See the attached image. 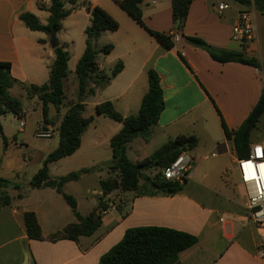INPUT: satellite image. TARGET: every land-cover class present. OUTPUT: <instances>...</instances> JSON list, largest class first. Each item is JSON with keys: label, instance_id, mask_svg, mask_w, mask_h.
<instances>
[{"label": "crops", "instance_id": "0c3cea01", "mask_svg": "<svg viewBox=\"0 0 264 264\" xmlns=\"http://www.w3.org/2000/svg\"><path fill=\"white\" fill-rule=\"evenodd\" d=\"M62 1L65 9L71 11L57 33L59 46L70 53L69 73L64 82L67 99L61 110L50 107L52 125L44 123L42 103L29 96L23 86H42L50 79L55 61L50 36L31 31L21 20L22 15L32 14L39 23L48 25L51 17L48 0H0V62L11 64L12 77L18 82L10 90L11 95L30 100L34 110L41 111L39 128L50 126L55 132L50 139L59 138L56 129L67 107L79 99L76 68L85 53V31L91 24L86 7H100L119 23V30L103 33L95 47L100 50L113 45L109 55L98 57L101 72L110 75L119 63L123 70L107 87L97 89L84 102L85 118L94 117V121L83 133L80 149L49 168L50 177L59 179L100 167L97 172L65 184L64 192L77 200V211L88 216L102 197L100 182L111 176L107 168L113 158L111 140L123 128L121 123L99 116L95 108L111 102L122 116L137 115L149 91L150 70L160 77L165 109L149 141L159 136L166 144L186 135L196 137L198 144L190 151L189 175L181 183L179 193L137 196L115 192L108 197L114 202L92 236L40 241L28 236L25 213H35L45 238L61 233L78 220L55 189L30 187L51 152L34 148L36 153L28 156V160L24 156L26 160L22 161L21 147L27 145L24 130L11 132L1 124L8 141L5 146L0 134V179L8 182L1 188L3 197L9 196L11 200L0 208V264H100L128 230L141 227H162L196 236L198 243L180 254L181 264H264L256 255L258 245L264 241V229L257 228L249 219L247 196L235 163L237 154L233 143L225 138L223 127L234 132L243 125L264 93V75L248 65L218 63L207 51L186 40L197 37L217 51L239 52L264 65V15L258 12L255 15L256 41L241 44L232 41L230 35L238 13L245 9L237 3L193 0L180 32L174 28L172 0H143L145 25L159 33L175 34V47L169 50L119 7L118 2L123 0ZM218 4H229L230 8L218 12ZM74 88L76 92L71 93ZM24 110L27 116L25 107ZM1 117L4 116H0V122ZM24 127L25 123L21 128ZM260 141L264 142V138ZM58 146L59 139L56 149Z\"/></svg>", "mask_w": 264, "mask_h": 264}, {"label": "trees", "instance_id": "16d2710c", "mask_svg": "<svg viewBox=\"0 0 264 264\" xmlns=\"http://www.w3.org/2000/svg\"><path fill=\"white\" fill-rule=\"evenodd\" d=\"M51 17L48 25H42L36 16L24 14L21 20L31 30L44 32L47 35L57 34L62 29L63 21L71 11L65 9L62 0H48ZM245 8L254 7V10L264 15V0H230ZM193 0H172L173 21L176 31H183ZM75 4L74 1H72ZM132 19L144 27L163 47L173 49L175 47V34L159 33L149 29L143 21L141 5L143 0H123L118 2ZM91 16V24L87 28V47L84 55L76 68V76L79 83V99L72 103L64 113L59 127L56 129L59 135V146L47 158L43 167L34 176L30 184L32 189L52 188L63 196L70 206L78 222L68 225L63 231L48 238L42 236V231L35 213L24 214V221L28 236L35 240H49L52 242L61 239L77 240L82 236H92L102 225L104 211H108L111 202L108 199L113 193H133L137 196L164 195L173 196L179 193L183 187L180 183L166 181L162 171L171 165L183 152L193 150L197 144L194 136L180 135L174 140L155 151L148 158L133 163L127 156L128 146L138 137H143L146 142L150 140L153 128L158 124L160 116L165 109L163 89L160 77L156 71H149V91L142 100L141 108L137 115L128 117L118 113L111 102L99 104L95 109L99 116L107 117L123 125L122 130L113 136L111 148L113 158L107 166L111 176L100 182L102 197L91 213L84 217L78 210L77 200L64 192L65 184L78 181L84 174L97 172L100 167L83 169L71 173L59 179H52L49 174L50 165L74 155L81 147L83 133L93 123L94 117L85 118L86 106L84 102L96 94L97 89L107 87L111 81L123 70L121 63L117 64L110 75L99 70L98 57L107 56L113 51V45H106L97 50L96 41L107 31L119 30V23L100 7H86ZM191 45L201 48L209 53L214 61L221 64L240 63L257 68L264 75V65L256 59L247 58L239 52L217 51L204 40L197 37H186ZM55 61L50 70V79L42 86L23 85L28 95L37 97L42 103L43 121L46 125H52L50 107L61 110L64 107L66 97L65 80L68 77V63L70 53L58 46L54 49ZM11 74V64L0 62V116L13 114L19 120L25 118L26 113L20 99L11 95L10 90L15 84ZM94 84L92 87L91 85ZM243 125L234 132L229 131L225 125L227 140L232 142L237 157L245 159L249 157L251 135L256 130L264 116V93ZM0 134L4 145L8 141L3 133L0 122ZM148 171H156L154 178H145ZM1 186H7L6 180L0 179ZM11 198L5 196L0 201V208L10 202ZM196 236L162 227H141L130 229L123 240L108 254L104 255L100 264H181V253L192 248L198 243Z\"/></svg>", "mask_w": 264, "mask_h": 264}, {"label": "built area", "instance_id": "2783aa9c", "mask_svg": "<svg viewBox=\"0 0 264 264\" xmlns=\"http://www.w3.org/2000/svg\"><path fill=\"white\" fill-rule=\"evenodd\" d=\"M230 8L229 4H218V12L226 11ZM256 11L254 7L238 13L232 28L231 40L250 44L257 39V29L255 25ZM24 126L23 121L20 122ZM55 132L50 126H41L36 132L37 138L50 139ZM259 150V151H258ZM192 158L190 151L183 152L170 166L162 171V176L166 181L182 183L189 175ZM240 183L247 196V210L249 219L259 229H264V142L253 143L250 145L249 157L242 159L237 157L235 160ZM251 165L250 168L246 165ZM108 211L102 213L103 216ZM257 257L264 261V241L258 245Z\"/></svg>", "mask_w": 264, "mask_h": 264}, {"label": "rangeland", "instance_id": "374dc122", "mask_svg": "<svg viewBox=\"0 0 264 264\" xmlns=\"http://www.w3.org/2000/svg\"><path fill=\"white\" fill-rule=\"evenodd\" d=\"M245 8V7H244ZM250 8H245V10ZM76 88L71 90L70 92H76ZM23 103V107H25L27 111V116L22 120L25 123V127H20V122L17 118H15L13 115H8L7 119L4 117H1V124L5 125V127L9 131H17L18 129L24 130V138L26 140L27 145H24L20 152L22 161L26 160L28 156H31L32 154L36 153L34 152V148H36L38 151H44V152H53L57 145H58V137H54L53 139H38L35 137V132L39 128V122L41 119V111L38 109L37 111L34 110L33 103L28 100L26 97H23L20 99ZM252 144L261 142L260 139L264 138V122H262L258 129H256L252 134ZM0 140V145H1ZM166 142L161 137L157 136L154 140L149 141V143H146L145 139L143 137H139L135 139L130 145L129 149L127 151V156L129 158V161L136 162V160H144L151 154H153L155 151H157L161 146ZM30 146V147H26ZM39 153V152H38ZM24 156L26 159H24ZM28 160V159H27ZM27 162V161H26ZM156 171H148L145 174V180L146 178H154V175H156ZM3 188L4 186L0 185V188ZM0 189V201L3 197V189ZM5 188V187H4ZM5 194V193H4Z\"/></svg>", "mask_w": 264, "mask_h": 264}, {"label": "water", "instance_id": "95a60500", "mask_svg": "<svg viewBox=\"0 0 264 264\" xmlns=\"http://www.w3.org/2000/svg\"><path fill=\"white\" fill-rule=\"evenodd\" d=\"M50 44H51L53 49H55V48H57L59 46L58 39H57V34L50 35Z\"/></svg>", "mask_w": 264, "mask_h": 264}, {"label": "snow or ice", "instance_id": "6c2138e0", "mask_svg": "<svg viewBox=\"0 0 264 264\" xmlns=\"http://www.w3.org/2000/svg\"><path fill=\"white\" fill-rule=\"evenodd\" d=\"M258 151H259V150H258ZM246 167L250 168L251 165H250V164H249V165H246ZM261 167H264V165H261Z\"/></svg>", "mask_w": 264, "mask_h": 264}]
</instances>
